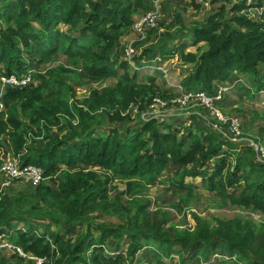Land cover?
I'll return each mask as SVG.
<instances>
[{
    "label": "trees",
    "instance_id": "obj_1",
    "mask_svg": "<svg viewBox=\"0 0 264 264\" xmlns=\"http://www.w3.org/2000/svg\"><path fill=\"white\" fill-rule=\"evenodd\" d=\"M205 1L222 5L192 29L173 14L177 30L161 31L164 22L151 29L135 43L141 54L132 62L145 70L180 52L182 63L193 65L181 82L185 90L216 96L232 89L238 74L261 76L264 21L243 13L254 3ZM145 7L146 0L0 1V72L32 74L38 81L2 95L0 153L21 155L23 166L44 171L40 185L25 184L28 189L0 201V236L27 255L46 258L45 264H264V224L238 217L212 224L182 212L199 187L186 179L201 178V186L224 203L264 214V162L252 146L233 144L211 128L183 132L141 118L154 99L167 97L154 76L139 82L138 72L130 75L131 65L120 55L122 39ZM189 36L191 45L184 41ZM202 44L201 54L185 53ZM60 57L65 64L39 71ZM79 79H112L115 85L91 89L82 100ZM106 120L116 126L98 132ZM166 171H172L171 188L187 197L175 206L185 219L181 228L171 225L172 213L150 211V202L136 197ZM101 214L126 216L127 222L98 220ZM13 257L20 264L27 260Z\"/></svg>",
    "mask_w": 264,
    "mask_h": 264
},
{
    "label": "rangeland",
    "instance_id": "obj_2",
    "mask_svg": "<svg viewBox=\"0 0 264 264\" xmlns=\"http://www.w3.org/2000/svg\"><path fill=\"white\" fill-rule=\"evenodd\" d=\"M196 3V0H146L145 9L134 17V22L146 13L156 11V9H158V25H162L163 22L166 24L163 25L164 27H161V31L169 30L170 32H174L177 30L176 28H178V25L175 26L173 14H179L186 28L192 29L205 22L211 15L216 14L222 5V3L209 5L200 4V7L197 8L195 6ZM252 3L255 4V7L250 8L243 13L249 14L254 20L264 21V0H255ZM227 7L230 9L232 5L229 4ZM167 26L170 27L168 28ZM149 38L150 41L147 46L155 41V35H149ZM137 41V36L132 28L130 34L122 39V48L120 52L122 60L127 59L126 49L128 45L132 42H134L135 45ZM184 41L191 45L192 36L187 37ZM180 42L181 41L178 40L173 43L177 44ZM185 49V53L193 52L197 55L206 50L204 44L198 47L188 46ZM137 50L138 53L141 54V49L139 48ZM138 53L136 51L134 56ZM61 64H65L64 57L54 59V61L50 63L41 64L39 71L46 72L47 70H53L58 68ZM130 65L131 69L129 74L132 75L135 72H138L137 76L139 82H145L148 76H154L157 78V84L162 88L161 92L165 93L167 96L166 99L161 98L163 102L166 103V106L159 108L160 112L167 114V117L159 113L156 115L157 118L164 119L161 121L163 124H171L174 129L181 128L183 132L190 127L196 129L197 125H199L200 127L211 128L229 140L233 138L229 131V123H231V120L233 119H238L241 126V135L231 142L233 144L236 143L240 147L242 145L252 146V143H254L264 151V67L259 69L261 74L260 77H254L247 74H238L234 77V81L230 85L233 87L230 90L228 89L229 92L227 91V96L223 104L221 103L219 105H215V109H217L223 117L230 120L228 124H224L219 120L217 115L212 114V112L206 107H193L195 103L189 104L187 107L183 106L181 103L180 106L172 103V100L177 98L178 94L175 90H170L168 82L172 84H181L193 68V65L191 64L186 65L182 63L180 52H178L174 58L166 61L165 63H160V59H156V61L152 64V67L149 69L143 70L139 68L137 64L134 66L130 63ZM158 66H161L163 71H157L156 67ZM261 78L263 79L260 83L258 79ZM36 83L38 84V81ZM75 83L78 87V97L83 100L88 96L91 89L113 86L115 85V80L109 79L106 81L90 82L87 81V79H79ZM261 84H263V87H260ZM249 91L251 93H248ZM107 125L108 127L106 128ZM111 126L115 127L116 125L115 123L110 124L108 120H106L101 126L98 125L97 131L101 132L103 130V132H105L107 129L106 132H108ZM181 135L182 133L180 136ZM5 155H7L5 151L0 153V163H2L1 158H5ZM262 162H264V159ZM170 178H172V171H166L164 175L156 181L155 185L150 184L149 186L142 188L141 192L136 194V197L150 202V211L161 209L172 213L174 217L173 221L175 222L171 225L181 228L185 225V219L183 217V213L177 212L175 206L181 205V201L185 200L187 197L185 196V193H177L171 188L172 184L169 181ZM201 181V178L186 179V183L196 184L199 187L193 192L192 197L188 199V203L185 204L182 212L185 210V212H194L198 217L208 220L212 224H215L216 220L233 217L246 218L257 225L264 224L263 213L251 209H238L229 203H224L216 193L205 190L201 186ZM45 182L49 183L48 180ZM116 185L119 186L120 191H124L126 189L122 183H116ZM25 189H28V186H15L11 190L7 189L5 191V196H13ZM5 196L3 198H5ZM130 197V195H127V198ZM97 219L120 225H125L127 222L126 216H107V214L98 215ZM168 226L170 225L168 224ZM51 229L55 230V226H52ZM8 242L12 243L9 240ZM15 257H13V253L5 254L0 251V258L5 259V264H20L18 259ZM174 258L177 259L178 255L174 256ZM27 260L24 261L23 264H28ZM216 260L217 257L215 256L211 258V262L213 263Z\"/></svg>",
    "mask_w": 264,
    "mask_h": 264
},
{
    "label": "built area",
    "instance_id": "obj_3",
    "mask_svg": "<svg viewBox=\"0 0 264 264\" xmlns=\"http://www.w3.org/2000/svg\"><path fill=\"white\" fill-rule=\"evenodd\" d=\"M245 2L252 3L255 0H244ZM197 3L203 5H209V2H206L205 0H196ZM158 13L159 10L156 9V11H151L149 13H146L142 17L136 20L133 26L134 33L137 36L138 41L145 40L148 37V32L156 28L158 25ZM137 41V42H138ZM127 53V60L129 63L135 66V63L132 62L134 55L136 53L134 42L128 45L126 49ZM144 70V69H143ZM157 71H163V68L161 66L156 67ZM36 79L32 76V74H25L22 76L19 75H8L3 72H0V113L4 111L5 107L4 104L1 101V97L6 91L7 88H22L27 87L32 84H37ZM170 90H175L178 94V97L172 100V103L178 104L180 106V103L183 106H188L189 104H193V107L195 106H203L208 108L212 114H215L218 116L219 120L224 123L228 124L230 120L223 117V115L215 109L216 101H219L223 98V93L227 92L229 88H222L218 91L216 96H209L205 92L199 91V92H187L182 84H172L168 82ZM166 103L163 102V100L160 97H157L154 99L153 103L150 105V107L145 111L142 112L141 118L143 120H159L163 121V118H157V114H161L163 116L167 117L166 113L160 112L159 108L165 107ZM131 118L135 120L137 118V110H135L134 114L131 115ZM229 131L233 138L229 139L230 141L235 140V138L239 137L241 135V126L239 124L238 119L231 120ZM251 146V145H250ZM255 148H254V147ZM252 147L255 149L257 153V158L262 162L264 159V151L256 146L254 143H252ZM21 155H13L8 154L5 158H1L2 163L0 165V201L2 200V197L5 195V191L8 188H11L13 186H21L25 184H29L33 187H36L40 185L44 181V171L42 168L34 166V165H26L23 166L21 164ZM6 241H5V240ZM0 251L7 253H13V255H18L22 258H26L29 260H33V264H45L46 258H38L33 257L32 255H27L24 253V251L19 248L18 246L9 243L8 240L4 236H0Z\"/></svg>",
    "mask_w": 264,
    "mask_h": 264
},
{
    "label": "clouds",
    "instance_id": "obj_4",
    "mask_svg": "<svg viewBox=\"0 0 264 264\" xmlns=\"http://www.w3.org/2000/svg\"><path fill=\"white\" fill-rule=\"evenodd\" d=\"M8 154H13V155H15L14 153H8ZM8 154H7V155H8ZM7 155H5V157H6ZM16 156H17V155H16ZM8 189H10V188H8ZM4 196H5V195H4ZM4 196H3V197H4ZM3 197H2V198H3Z\"/></svg>",
    "mask_w": 264,
    "mask_h": 264
}]
</instances>
